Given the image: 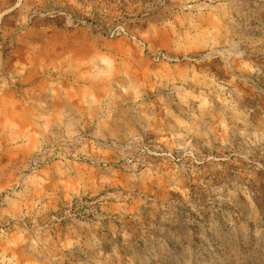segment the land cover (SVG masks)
<instances>
[{
    "label": "rangeland",
    "instance_id": "374dc122",
    "mask_svg": "<svg viewBox=\"0 0 264 264\" xmlns=\"http://www.w3.org/2000/svg\"><path fill=\"white\" fill-rule=\"evenodd\" d=\"M0 264H264V0H0Z\"/></svg>",
    "mask_w": 264,
    "mask_h": 264
},
{
    "label": "built area",
    "instance_id": "2783aa9c",
    "mask_svg": "<svg viewBox=\"0 0 264 264\" xmlns=\"http://www.w3.org/2000/svg\"><path fill=\"white\" fill-rule=\"evenodd\" d=\"M133 40H135L139 46L145 49V43L143 41H141L140 39H136L135 37H133ZM152 59L157 62L159 60L166 59V56L163 53H157L153 55Z\"/></svg>",
    "mask_w": 264,
    "mask_h": 264
}]
</instances>
